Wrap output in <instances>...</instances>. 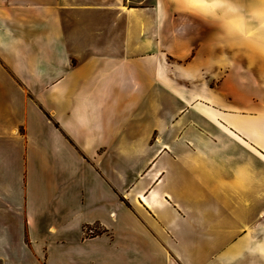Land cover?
<instances>
[{
    "label": "crops",
    "instance_id": "crops-1",
    "mask_svg": "<svg viewBox=\"0 0 264 264\" xmlns=\"http://www.w3.org/2000/svg\"><path fill=\"white\" fill-rule=\"evenodd\" d=\"M146 3L0 0V264H264V0Z\"/></svg>",
    "mask_w": 264,
    "mask_h": 264
},
{
    "label": "built area",
    "instance_id": "built-area-1",
    "mask_svg": "<svg viewBox=\"0 0 264 264\" xmlns=\"http://www.w3.org/2000/svg\"><path fill=\"white\" fill-rule=\"evenodd\" d=\"M125 1H127L128 3H133V0H125ZM136 1L139 3H145L148 1H152V0H136ZM85 229H86L87 235H91V234H94L96 232L95 227H93V226H87Z\"/></svg>",
    "mask_w": 264,
    "mask_h": 264
},
{
    "label": "rangeland",
    "instance_id": "rangeland-1",
    "mask_svg": "<svg viewBox=\"0 0 264 264\" xmlns=\"http://www.w3.org/2000/svg\"><path fill=\"white\" fill-rule=\"evenodd\" d=\"M135 1V2H134ZM133 6H137V5H144V4H148V3H139V2H137L136 0H133V3H131ZM172 60H174V57L172 56V55H170V58H169V60L168 61H171L172 62Z\"/></svg>",
    "mask_w": 264,
    "mask_h": 264
}]
</instances>
